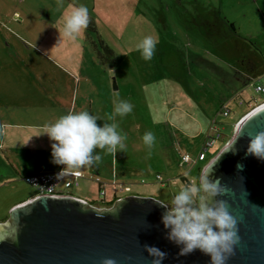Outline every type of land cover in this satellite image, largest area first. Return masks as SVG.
Instances as JSON below:
<instances>
[{
    "label": "rangeland",
    "instance_id": "1",
    "mask_svg": "<svg viewBox=\"0 0 264 264\" xmlns=\"http://www.w3.org/2000/svg\"><path fill=\"white\" fill-rule=\"evenodd\" d=\"M80 5L88 8L89 22L69 41L60 34L62 17L70 6ZM147 35L158 41L149 61L136 49ZM245 57L263 63L252 78L242 65ZM114 77L119 90H103V81ZM254 82L264 83V0H0V103L54 122L74 100L76 111L96 112L102 125L114 122L109 117L117 93L130 101L132 112L115 117L117 130L126 135L124 151L130 152L136 170L118 182L125 194L164 192L171 199L184 186L177 173L186 172L190 178L198 173L192 163L179 165L172 148L175 138L177 142L183 136L177 129L187 123L183 113L194 100L215 109L229 105L230 115H216L225 136L207 152L208 161L202 162L208 163L234 135L243 118L239 115L264 100L256 95ZM81 95L93 101L91 108L81 103ZM253 98L257 102H251ZM240 100L249 103L240 105ZM96 109L104 112L99 115ZM145 131L156 137L150 157L141 139ZM95 150L105 160L111 158V153ZM3 152L0 148V164L7 166ZM158 173L162 179L156 178ZM13 176L1 183L0 209L17 194L38 191ZM88 186L83 179L72 192Z\"/></svg>",
    "mask_w": 264,
    "mask_h": 264
},
{
    "label": "water",
    "instance_id": "2",
    "mask_svg": "<svg viewBox=\"0 0 264 264\" xmlns=\"http://www.w3.org/2000/svg\"><path fill=\"white\" fill-rule=\"evenodd\" d=\"M238 125L237 151L222 153L210 175L227 189L215 199L226 201L237 221L239 241L225 264H264V160L245 154L248 140L264 130V104ZM235 135L236 130L231 139ZM157 201L162 200L127 195L110 208H98L68 194H39L13 207L0 222V264H101L104 258L151 264L144 245L166 253L161 264H210L198 249L179 255L181 246L165 238V208Z\"/></svg>",
    "mask_w": 264,
    "mask_h": 264
},
{
    "label": "clouds",
    "instance_id": "3",
    "mask_svg": "<svg viewBox=\"0 0 264 264\" xmlns=\"http://www.w3.org/2000/svg\"><path fill=\"white\" fill-rule=\"evenodd\" d=\"M70 11L62 17L61 35L69 41L75 40L89 22L88 8L84 5L70 6ZM158 41L151 35L143 37L137 44L143 60L152 59ZM134 105L127 99H120L118 93L113 102L112 123L97 124L100 118L88 111H69L54 122L45 124L43 132L50 141L51 162L63 165L57 174H70L82 167H90L100 162L101 156L95 149H103L114 154L125 150L126 135L118 131L115 117L123 118L132 112ZM236 126V135L226 144L219 155L206 163L200 171L197 183H188L172 194L170 201H157L165 208L161 222L165 229V238L181 246L179 255H186L198 249L210 257V264H225L238 243L237 221L229 214L226 201L215 199L227 189L220 178L210 179L211 169L220 155L229 149L233 153L236 139L240 133ZM147 156L152 155L156 137L153 132L145 131L141 137ZM246 155L264 160V130L257 132L247 143ZM241 168L242 165H237ZM215 228V230H214ZM145 251L152 257L151 264H161L166 253L155 246L144 245ZM101 264H115L112 258H104Z\"/></svg>",
    "mask_w": 264,
    "mask_h": 264
},
{
    "label": "crops",
    "instance_id": "4",
    "mask_svg": "<svg viewBox=\"0 0 264 264\" xmlns=\"http://www.w3.org/2000/svg\"><path fill=\"white\" fill-rule=\"evenodd\" d=\"M258 58V57H256ZM245 72L248 77L252 78L254 72L257 69L263 67L260 59L251 60L249 57H245L242 63ZM103 90L111 93L113 90L117 92L119 86L116 78L107 81L105 79L101 84ZM105 92V93H106ZM261 96V95H260ZM250 98V96H249ZM81 103L86 102L88 106L92 107V100L89 96L81 95ZM79 100V97L77 101ZM74 100H71L67 108L63 109L64 115L69 111H76L73 107ZM65 105V106H66ZM14 107V108H13ZM190 110L187 113H183L187 120L185 127L175 124L177 129L181 132L180 137H177L172 145V148L176 152L177 160H179L180 151H188L196 156L201 149L204 139L208 134L213 132V120L217 119L216 115L219 113L218 107L211 108L208 103H201V101L194 100V102L188 106ZM13 108V109H10ZM15 105H8L6 103H0V148L4 150L3 160L7 164H0V186L1 183L15 179L13 174L18 175L23 178L24 175L40 171V170H59L63 168V165H56L51 162V141L46 134H40L43 132V126L45 124H50L52 122L44 120L42 116L37 114L36 117L25 114L24 111L20 109H15ZM185 109V108H184ZM99 115L103 110H98ZM15 114V115H14ZM60 115V116H61ZM96 115V112H95ZM243 115L239 116L242 117ZM28 117L32 118L33 121L29 120ZM234 123H232L233 128ZM176 136V133H173ZM181 147V148H178ZM94 152H97L94 150ZM130 152L117 151L114 156L105 160L104 156L100 153L101 160L98 164L90 167H82L79 169L84 173L81 178V183L77 187H73L70 190L64 191L65 194L72 195L81 199L88 201L90 204L97 206L98 208H110L112 207L120 198L127 195H135L133 193L125 194L124 189L121 184H118L122 179L130 178L136 172L134 165L130 163ZM5 157V158H4ZM164 161L167 164V169H170L169 159L166 156V152L163 154ZM109 164V174H105L107 162ZM191 164V163H190ZM189 165V164H188ZM197 167L198 173L195 177L188 176L186 172L177 173L175 176L180 177L183 181L184 186L188 183H197L199 172L201 168L205 165L202 161L195 160L192 162V166ZM13 173V174H12ZM3 177V180H2ZM83 179L88 180L90 186L87 190H77L72 192V189L78 188L82 185ZM91 182V183H90ZM165 183V181L163 182ZM96 184V189L94 185ZM101 190L105 193L102 194ZM39 195V192H32L30 195H16L13 201H10L5 207L0 209V222L5 221L9 217V210L18 204L28 201ZM152 197L158 198L164 202L170 201L168 195L164 192L158 194L150 195ZM115 201L112 206H108V203Z\"/></svg>",
    "mask_w": 264,
    "mask_h": 264
},
{
    "label": "built area",
    "instance_id": "5",
    "mask_svg": "<svg viewBox=\"0 0 264 264\" xmlns=\"http://www.w3.org/2000/svg\"><path fill=\"white\" fill-rule=\"evenodd\" d=\"M253 88L256 95L264 93V83L254 82ZM258 99V98H257ZM256 98L252 99V102H257ZM243 100H240L239 103L243 104ZM264 104V100L260 103H257L254 106V109L258 106ZM230 108L227 103H224L220 109V113L223 116H228L230 113ZM244 117V116H242ZM213 132L208 134L196 156H193L192 153L188 151H180L178 163L181 166L188 165L195 160L203 161L207 159V152L217 143H219L225 136L223 133V128L218 126L217 119L213 120L212 126ZM59 170H40L27 175H24L23 178L26 182L33 185L39 192V194L46 195H63L64 191L70 190L73 187H77L81 183V178L84 176V173L80 170L72 171L70 174H62V177L58 178ZM157 179H162L160 173L156 174ZM101 193L104 194L105 191L101 190Z\"/></svg>",
    "mask_w": 264,
    "mask_h": 264
},
{
    "label": "trees",
    "instance_id": "6",
    "mask_svg": "<svg viewBox=\"0 0 264 264\" xmlns=\"http://www.w3.org/2000/svg\"><path fill=\"white\" fill-rule=\"evenodd\" d=\"M105 49H106L107 52H112V50H111L108 46H105ZM261 95H262V94H261ZM260 98H261V99H264L262 96H260ZM251 102H252V100H251ZM244 103H249V102L244 100L243 104H244ZM222 104H223V103H221V107H222ZM239 104L242 105L241 103H239ZM251 105H252V104H251ZM253 106H254V105H252V107H253ZM252 107H251V108H252ZM220 109H221V108H220ZM220 109L217 110V111H219V113H220ZM245 113H246V112L240 114L239 116L244 115ZM229 115H230V113H229ZM203 161H208V160L206 159V160H203ZM205 164H206V162H205ZM202 168H203V167H202ZM202 168H201V169H202ZM200 171H201V170H200ZM199 174H200V172H199ZM114 203H115V201H112V202L108 203V206H112Z\"/></svg>",
    "mask_w": 264,
    "mask_h": 264
}]
</instances>
